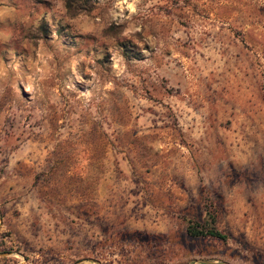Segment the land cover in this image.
Wrapping results in <instances>:
<instances>
[{"label":"rangeland","instance_id":"rangeland-1","mask_svg":"<svg viewBox=\"0 0 264 264\" xmlns=\"http://www.w3.org/2000/svg\"><path fill=\"white\" fill-rule=\"evenodd\" d=\"M263 85L264 0H0V264H264Z\"/></svg>","mask_w":264,"mask_h":264},{"label":"trees","instance_id":"trees-1","mask_svg":"<svg viewBox=\"0 0 264 264\" xmlns=\"http://www.w3.org/2000/svg\"><path fill=\"white\" fill-rule=\"evenodd\" d=\"M261 99L264 103V85L261 92ZM185 231L191 237H212L224 240L226 236L214 227V215L209 209H205L204 217L200 222L191 223L186 220Z\"/></svg>","mask_w":264,"mask_h":264}]
</instances>
